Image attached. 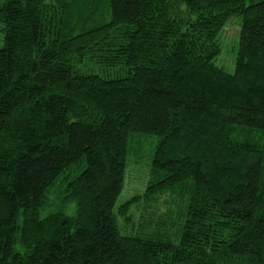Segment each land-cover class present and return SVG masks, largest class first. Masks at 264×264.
I'll return each instance as SVG.
<instances>
[{
  "label": "trees",
  "instance_id": "obj_1",
  "mask_svg": "<svg viewBox=\"0 0 264 264\" xmlns=\"http://www.w3.org/2000/svg\"><path fill=\"white\" fill-rule=\"evenodd\" d=\"M0 264H264V0H0Z\"/></svg>",
  "mask_w": 264,
  "mask_h": 264
},
{
  "label": "rangeland",
  "instance_id": "obj_2",
  "mask_svg": "<svg viewBox=\"0 0 264 264\" xmlns=\"http://www.w3.org/2000/svg\"><path fill=\"white\" fill-rule=\"evenodd\" d=\"M226 41L233 40L235 37V29H228L226 32ZM143 144V156L141 159L135 160L134 158L130 161L127 181L125 184V191L123 193V199L135 194L137 191H141L143 189V182L145 181V165L148 162V154L150 153V149L148 146V142L142 140ZM168 207V210L172 213L175 212V206L170 205L169 201L165 203H159L158 208L163 209Z\"/></svg>",
  "mask_w": 264,
  "mask_h": 264
}]
</instances>
